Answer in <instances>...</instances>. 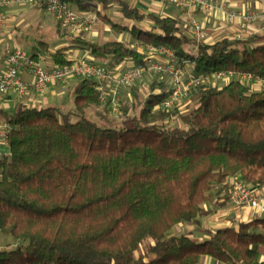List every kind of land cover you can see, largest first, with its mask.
I'll list each match as a JSON object with an SVG mask.
<instances>
[{"label": "trees", "instance_id": "obj_1", "mask_svg": "<svg viewBox=\"0 0 264 264\" xmlns=\"http://www.w3.org/2000/svg\"><path fill=\"white\" fill-rule=\"evenodd\" d=\"M62 1L129 35V42L74 37L92 59L144 67L148 58L137 46L152 45L169 48L193 76L264 78V33L197 44L176 19L144 14L125 0ZM113 3L128 24L97 9ZM146 17L152 27L141 25ZM51 56L55 66L73 61L62 48ZM163 76L147 92L143 78L123 91L117 126L108 123L93 81L81 77L72 109L0 110L10 127L0 158V233L14 241L0 249V264H199L204 256L264 264V216L210 231L202 241L168 234L178 224H199L218 189L227 199L231 177L264 187V87L201 85L181 106L163 109L171 91ZM176 118L182 125H171Z\"/></svg>", "mask_w": 264, "mask_h": 264}, {"label": "built area", "instance_id": "obj_2", "mask_svg": "<svg viewBox=\"0 0 264 264\" xmlns=\"http://www.w3.org/2000/svg\"><path fill=\"white\" fill-rule=\"evenodd\" d=\"M15 1L42 8L55 18L59 27L69 30L78 36L86 29L99 22V16L94 12L80 13L72 5L62 0H0V34L5 26V16L2 7ZM162 4L183 6L188 9L200 8L205 14L211 12L217 0H158ZM228 21H236L239 28H246L248 24L264 20V11H229L226 13ZM191 38L202 43L206 38L205 32L198 21L192 22ZM138 50L145 53L148 61L144 67H136L132 63L124 67H106L93 60L76 59L62 65L45 67L40 61L28 55L22 49H13L4 55V69L0 71V94L13 93L20 97H29L32 93L38 96L47 92L52 84L65 81L73 77L87 78L93 81L98 101L107 107L113 115H118L120 100L124 90L141 80L147 73L165 75L169 78L171 91L161 102L163 109L181 106L188 98L193 88L201 85H221L232 80L247 84L251 90L264 87V78L248 72L218 71L211 75L193 76L183 69L173 52L166 47L152 45H138ZM163 57L159 61L157 57ZM25 67L30 81L21 78L19 72ZM10 127L0 120V158L3 149L8 148ZM230 184L229 199L236 209L249 207L264 214V194L252 188L234 176L228 180Z\"/></svg>", "mask_w": 264, "mask_h": 264}, {"label": "crops", "instance_id": "obj_3", "mask_svg": "<svg viewBox=\"0 0 264 264\" xmlns=\"http://www.w3.org/2000/svg\"><path fill=\"white\" fill-rule=\"evenodd\" d=\"M125 1L144 14L169 16L176 19L180 32L188 37H191L192 22L198 21L206 34V38L202 43H213L225 37L230 39L237 37L244 38L251 34L264 33V20H258L248 24L246 28L241 29L236 21L230 22L226 18V13L229 11H264V0H217L214 9L207 14L203 13L200 8L191 10L183 6L162 4L158 0ZM22 5L24 4L14 1L13 4L9 3L2 7L5 16V26L0 34V71L4 69V55L16 48L24 50L32 57L35 56L45 67L55 66L51 54L59 48L63 49L67 58L70 60H93L97 63L103 62L104 65L110 68L115 66L124 67L131 64L130 61L126 60L123 62H115L109 59H92L87 51L74 41V37H79L86 41L98 42L101 31L96 25L100 23V18L97 24L86 29L78 36H75L69 30L61 29L55 19L54 25L53 23H44L47 19L44 16L45 11L42 8L33 6L24 8ZM108 8L113 10V14L118 19H124L116 3L110 4L107 7L97 6V9L111 18L108 14ZM141 25L152 27L153 23L149 17H146ZM104 29L110 31L112 28L104 23ZM19 74L23 80H31V76L25 67H21ZM78 81L77 78L73 77L50 86L48 91L51 92L52 97L63 96L67 93L68 99L60 103H54L53 98L50 101L48 98H40L35 93H32L29 97H20L11 92L0 94V110L13 113L26 107H42L47 105H56L62 110L72 109L74 107L72 92ZM3 151L7 152V149L4 148ZM256 189L264 194V187ZM224 193L223 189H218L212 194L211 200L207 204L210 212L200 219L199 224L185 223L183 224L184 226L178 224L173 227L174 229L178 227L174 234H185L202 241L208 238V232L210 231L213 232L218 228L236 226L239 222H247L264 216L249 207L236 209L230 201L229 196L227 199H224ZM1 242L2 238L0 236V249L4 248ZM199 264L227 263L216 261L209 256H204Z\"/></svg>", "mask_w": 264, "mask_h": 264}, {"label": "rangeland", "instance_id": "obj_4", "mask_svg": "<svg viewBox=\"0 0 264 264\" xmlns=\"http://www.w3.org/2000/svg\"><path fill=\"white\" fill-rule=\"evenodd\" d=\"M13 2H11V4H13ZM16 4V3H15ZM24 8H28L30 5L28 4H24L22 5ZM44 16L45 18L47 19L46 24H52L54 25V17L51 16L50 14H48L47 12H44ZM108 14L111 16L112 20L114 22H119V23H124V24H128L129 21H126L125 19H118V17H116L114 14H113V10H111L110 8H108ZM100 18V17H99ZM96 26H98V29H100L101 33H100V40H98L99 43H101L100 41H103V40H107V39H111V38H119L125 42H129L130 40V37L129 35H127L126 33H122V34H117L113 29H111L110 31L107 29L105 30L104 29V23L102 22L101 18H100V23H98ZM119 35H121L119 37ZM159 61H162L163 60V57L161 56L160 58L157 57ZM101 65H104L103 62L100 63ZM164 77L163 75H160V74H156V73H147L144 75L142 81H141V84H142V88H141V93H144V92H147L149 89H148V85L149 83L154 80L155 78H159V77ZM40 98H48V100L50 101V99L53 98V100L55 101L54 103H60L61 101H64V100H67V93L64 94L63 96H56V97H52V94L51 92L47 91L45 92L43 95L41 96H38ZM52 102V100H51ZM185 103L183 104V106L181 107V110L184 111L185 110ZM56 106V105H54ZM66 107V106H65ZM65 110H68V109H65ZM119 115V114H118ZM118 115H113V114H108L107 115V120H108V123H110L111 125L113 124H116L117 125H120V122L118 121ZM100 120V119H99ZM102 123H105L106 121H104L103 119L100 120ZM171 125H182L181 121L179 119H173L171 121ZM264 215V214H263ZM185 224V223H182V225ZM184 226V225H183ZM178 227H175L172 228L170 231H169V235H178V234H174L176 233V230H177ZM1 235V238H2V242L3 243L2 245H4L3 247L6 248V249H10L13 247L14 245V241H13V238L10 236V235H3L2 233H0ZM260 259L261 260H264V247H262L260 249Z\"/></svg>", "mask_w": 264, "mask_h": 264}]
</instances>
